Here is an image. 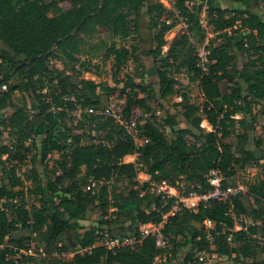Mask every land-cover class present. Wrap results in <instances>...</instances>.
Listing matches in <instances>:
<instances>
[{"label":"trees","instance_id":"obj_1","mask_svg":"<svg viewBox=\"0 0 264 264\" xmlns=\"http://www.w3.org/2000/svg\"><path fill=\"white\" fill-rule=\"evenodd\" d=\"M168 1L174 3V11L161 0H0V42L6 46L0 50V264H61L68 255L73 256L66 264H154L159 254L176 256L185 247H191L185 264H198L196 260L188 262L201 251H213L230 260L235 254L237 263L264 264L257 259L259 250L264 253V174L248 185L246 194L233 197L231 202L211 201L196 213L182 209L170 217L163 229L169 244L166 251L157 249L152 237L143 239L133 250L108 251L98 245V230L115 238L139 237V224L162 222V215L175 201L162 200L153 184L165 181L178 189L183 185V194L207 192L206 176L212 169L224 174L227 185H237L250 167L259 166L264 171V140H257L255 149L250 147L248 121L256 125L253 105L264 103V0H233L240 4L263 2V11L238 9L232 16L215 0H202L210 6L209 24L225 39L223 44L211 43L207 48L211 62L207 73L198 66L197 56L206 37L197 16L202 5L195 8L188 6L192 0ZM64 2L71 4L67 10L61 7ZM144 12L149 17V30L155 31L156 46L151 55L160 65L161 98L175 94L177 81L168 70L177 66L193 74V81H200L204 103L201 108L186 98L181 115L187 127L177 130L180 113H167L162 124L146 98L138 97L140 86L129 77L125 119L130 121L136 106L151 114L137 126L142 141L137 144L112 117L88 113L89 109L109 106L114 89L83 78L90 61L76 68V57L92 54L83 49L84 39L94 37L98 27L105 28L113 44L110 47L101 42L94 52L106 50L104 59H114L117 78L138 48L117 46L116 41L139 32ZM176 13L190 25L163 53L165 36L176 26L167 21ZM237 22L240 24L234 29ZM236 52L247 56L241 68ZM51 60L62 61L66 68L51 69ZM4 85L6 90H2ZM17 94L30 102L18 105ZM77 107L83 115L75 124L72 114ZM10 108L12 114L4 117ZM204 119L213 132L200 127ZM237 123L240 132L231 130ZM85 129L104 136L86 144ZM166 130L173 134L171 139ZM5 131L13 140L10 146L2 145ZM31 150H37L43 160L56 154L62 158L58 170L45 181L35 168L29 171L27 179L32 178V193L39 203V207L29 209L22 189L25 180L18 170ZM135 154L136 163L124 162L125 157ZM141 172L150 175L149 182L138 181ZM90 181L97 184L94 193L87 190ZM125 181L130 188L118 193V185ZM232 206L234 213L244 218L247 231L232 233L230 244L227 230L234 228L229 215ZM95 208L100 213L97 225L84 229L81 223ZM141 214L147 216L144 223H140ZM206 220L219 232L225 229L214 250L204 236ZM253 235L257 238L252 239ZM32 245L46 257L22 253Z\"/></svg>","mask_w":264,"mask_h":264},{"label":"rangeland","instance_id":"obj_2","mask_svg":"<svg viewBox=\"0 0 264 264\" xmlns=\"http://www.w3.org/2000/svg\"><path fill=\"white\" fill-rule=\"evenodd\" d=\"M162 3L170 10H173V2L168 0H161ZM206 1L203 3L202 0H192V2L188 3V6L198 8L200 5H202L201 10L198 13V19L203 21V27L202 28L205 33L206 37L202 45H205L206 47H209L211 43H214V45L223 44L225 42V39L222 37H219L218 33L214 31V27L209 24L210 21V6L205 5ZM215 3H217L222 9L228 10V15L232 16L234 14L235 10L243 9H254L257 13L261 14L263 11V2L258 4L257 2H253L251 4H240L233 0H215ZM71 4L69 2H64L61 4V7L65 10L70 8ZM198 9H196L197 11ZM172 11V12H173ZM177 15L171 17L169 21H167V24L171 22H175L176 26L169 32H167L165 38L167 40V44L163 47V53H166L169 49V46L171 42L174 40V38L182 33H185L188 29V26L190 25L186 19L183 17H178ZM176 19H175V18ZM210 26H209V25ZM239 22L236 23L234 29H237V26H239ZM97 34L92 37L88 38L85 37L84 43L82 44V47L84 50L89 53V56H77V62H76V68L81 67V63L85 61H90L89 71H85L86 68L83 71L82 77L88 80H94L97 83H100L102 85H108L110 88L114 89V91L110 94L109 99V107L114 108L117 112H122L125 108L127 96L130 94V88L125 89V83L127 79L133 78L134 83L138 84L140 87L136 90V93L138 94V97L140 99L146 98L148 104L150 105L152 109V114L155 113V116L158 118V120L163 124L164 119L166 118L167 113L169 114H178L180 113L178 120H179V126L177 127V130L181 128H186L187 123H185V119L183 117V107L186 102H189V104L196 105L198 107L203 106L204 103V96L202 94V91L200 89V81H193V74H190L185 68H179L177 66L171 67L169 71V76L174 78L177 81V84L175 85V94L169 98V99H162L160 96V87L158 83V76H157V69L160 65H156L153 59V56L151 55V51L153 48H155L154 44V35L155 31L149 30V17L146 15V13H143L142 19L140 21V30L137 34H135L133 37H130L126 40H120L118 39L117 46H124L126 48H132L137 47L138 51L134 54H132L129 58V61L127 65L120 71L117 78L114 77V59L106 61L104 59V55L106 53V50H103L102 52H94L96 46H99L101 42L107 43L108 46H112L113 40L109 37L108 32L105 28L98 27ZM209 31V33L207 32ZM227 32H230V29L227 30ZM6 49V46L0 42V50ZM238 54L237 57V66L241 68L244 64L247 62V56L245 54L236 52ZM209 54V53H208ZM211 65V62L206 64L205 66ZM49 67L54 70H64L66 68L65 63L59 60H51L49 62ZM2 90H5L2 86ZM185 95L187 97H185ZM16 103L18 105H24L28 104L30 102V98H25L22 94H17L15 97ZM13 110L10 108L4 112V117H9L12 114ZM81 112V113H80ZM83 110L80 109V107H77V110L72 114L74 118L75 124L78 120L82 119ZM89 113V112H88ZM90 114V113H89ZM253 116L257 117L256 125L252 123L251 119L249 121V129L251 133V141H250V147L252 149H255V145L257 140H264V103L256 102L253 105ZM151 118V114L147 113L145 109L136 106L133 109L132 117L130 119V122L132 123V126L136 129V126L138 124H144L146 121H148ZM236 122L239 121L240 116H235ZM203 125L204 127H202ZM255 130H252L254 128ZM200 127L206 130L207 132H213L212 126L209 125V123L204 119L202 123L200 124ZM137 130V129H136ZM231 130L235 132H240V128L238 127V123L236 125H233L231 127ZM135 131V130H133ZM82 132L85 133L87 136L85 138V143L89 141L98 140L100 137L103 138L104 134H97L96 132H90L88 129L83 130ZM166 134L168 139H171L173 134L166 130ZM139 141H141L139 138H137ZM137 140V144L139 142ZM13 140L8 135V131H5V134L2 138V145L10 146L12 144ZM137 157V155H135ZM60 154H56L54 156H49L46 158V160H43L41 157V154L37 152V150H31V152L28 155V158L23 164L19 165L18 174L21 176L22 179H24V185H23V191L25 193V202L27 208H31L32 206L39 207L38 200L35 198V195L32 193V190L35 188V185L33 184L32 178L27 179L29 175V171L32 168H35L39 174L40 177L45 181L47 180L48 176H51L53 171L58 170V162L61 160ZM6 159V157H4ZM11 166H9L10 168ZM59 174V173H58ZM264 174V171L259 166H253L250 167L245 176L242 177L239 181H242L244 179L254 180L257 177H261ZM2 174L0 173V178ZM54 178V177H53ZM151 179L150 175H148L146 172H141L138 176V181L140 183H146ZM127 186V189L130 187L128 186V182H121L118 185L117 192H123V189H125ZM154 186V184H153ZM113 212V209L109 211V213ZM100 213L98 212V209L95 208L89 212V215L87 216V219L83 221L81 224L84 226V229H88L90 227L96 226L98 219H99ZM140 223H144L147 221L146 214L140 215ZM129 225V223H128ZM144 224H139V227L143 226ZM100 244V243H99ZM98 244V245H99ZM211 250H214V246H210ZM257 259L259 261H264V253L261 252V250L258 251ZM191 254V247H185L182 250H180L176 256H172L171 253H167L166 257V264H185L187 257ZM197 253L194 254V259L190 260L188 263H195ZM72 258L71 255L69 257L63 259L61 261V264H66L70 259ZM246 263L251 262V260H246ZM163 263V264H165ZM38 264H45L44 262H38ZM205 264H213V262L206 261ZM222 264H243V263H237L235 260L231 259L227 262H222Z\"/></svg>","mask_w":264,"mask_h":264},{"label":"built area","instance_id":"obj_3","mask_svg":"<svg viewBox=\"0 0 264 264\" xmlns=\"http://www.w3.org/2000/svg\"><path fill=\"white\" fill-rule=\"evenodd\" d=\"M208 5L207 3L204 4ZM198 19L199 24L202 28L203 21ZM187 21V20H186ZM209 25V24H208ZM210 26V25H209ZM209 33V31H207ZM218 33V32H216ZM208 47L205 45H201L198 47L197 50V56H198V66L201 68L202 72L207 73L209 70V66H205L206 64L210 62L209 60V52L207 50ZM3 88L6 90L7 86H3ZM88 112L90 114H101L103 116H109L112 117L116 123L123 126L136 140L138 138V129L136 126V129L134 126H132V123L125 119L122 112H117L112 107H105L102 110H95V109H89ZM81 113V112H80ZM204 127L203 125H201ZM135 130V131H133ZM139 141V140H138ZM142 143V141H139ZM140 144V143H138ZM137 155V154H136ZM138 157V155H137ZM244 177V176H243ZM242 178V177H241ZM240 178V179H241ZM239 179V180H240ZM243 179V178H242ZM206 181L210 186V190L207 192H198V191H191L187 194H183L184 186H181V189H178L176 187L171 186L167 182H161L160 184H154V189L157 195L161 197L162 200H169L173 199L175 202L171 208V210L162 215V222L159 224H153L148 223L144 224L139 229V237L137 236H126L124 238H115L111 236V234L108 231H100L98 230L96 233L100 236V240L98 244L100 246H103L108 251H116L123 248H130L131 250L135 249L138 245L141 244L142 240L148 237H152L155 239L156 247L157 249L161 251H166L169 248L168 240L166 239L163 229L164 225L168 221V219L172 216H174L177 212H179L182 209H187L191 212H198L199 208L202 205H207L211 201H217V202H231L232 198L241 194H246L248 192V185L252 184L254 180L244 179L242 181H238L237 185H227L226 184V177L222 172H220L217 169H212L206 176ZM97 188L96 182L90 181L89 186L87 187V190H91L93 193L95 192ZM229 215L234 220V228L228 229L230 235H228V242L231 244L233 240L232 233L236 231H247V227L243 226L244 218L242 216H237L233 211V206L230 208ZM249 223V219H247ZM225 228V227H224ZM225 232V229L223 232H219L215 229V224L210 221L206 220L204 222V236L206 240L209 242L210 246H214L215 248V242L217 238ZM252 239L257 238L256 235L250 236ZM211 250V248H210ZM87 251V250H84ZM25 255H33V256H39L40 258L46 257V254L42 251L35 252L34 245L31 246V248L25 252L22 251ZM67 256V255H64ZM73 256V255H71ZM69 257V255H68ZM167 257V252L159 254L155 258L154 264H163L165 263ZM232 258H236V255L234 254ZM212 261L213 264H222V262H227L230 260L226 256H222L215 252H209V251H201L197 253L196 261L198 264H205L206 261Z\"/></svg>","mask_w":264,"mask_h":264},{"label":"crops","instance_id":"obj_4","mask_svg":"<svg viewBox=\"0 0 264 264\" xmlns=\"http://www.w3.org/2000/svg\"><path fill=\"white\" fill-rule=\"evenodd\" d=\"M135 155H129V156L125 157L124 162L125 163H136L138 161V157H136Z\"/></svg>","mask_w":264,"mask_h":264}]
</instances>
